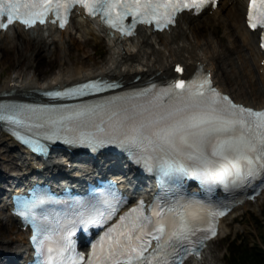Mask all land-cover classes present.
<instances>
[{"label": "snow or ice", "instance_id": "obj_1", "mask_svg": "<svg viewBox=\"0 0 264 264\" xmlns=\"http://www.w3.org/2000/svg\"><path fill=\"white\" fill-rule=\"evenodd\" d=\"M74 3L82 4L92 15L99 13L106 24L118 28L122 34H131L137 22H155L161 28L178 10L194 8L199 12L207 0H0V28H7L15 20L25 26L37 21L43 23L49 13L63 27ZM129 16L130 23L125 20ZM247 18L252 28L264 26V0H249ZM261 43L264 44V38ZM177 69L183 71L179 65ZM115 86L89 81L48 95L75 96ZM148 94V90H143L133 95ZM121 99L112 97L103 105L112 107L109 127H103L101 121L100 127L81 131L69 142L93 146L118 144L138 163L177 182L198 176L205 184L220 180L239 185L257 175L264 176V110L235 103L231 97L218 92L212 87L210 74L189 81L174 80L142 104L120 108L114 102ZM74 107L76 110L66 115L55 118L45 115L44 119L60 128L64 121L85 117L102 105ZM0 118L18 125L33 123L15 114ZM101 132L103 137L98 135ZM17 135L37 150H43L40 141ZM48 138L64 137L52 133ZM43 202L42 198L21 199L18 211L26 218H34L35 209ZM226 210L209 207L194 198H174L171 203L158 200L147 213L141 201L92 242L87 257L75 249L70 239L74 225L62 233H53L33 219L36 233L33 240L38 255L43 257L39 264H182L183 257L190 253L199 255L197 245L202 246L205 239L215 234L216 217ZM115 214L116 206H109L105 212H97L95 219L83 223H105ZM153 239L155 248L151 247Z\"/></svg>", "mask_w": 264, "mask_h": 264}, {"label": "bare ground", "instance_id": "obj_2", "mask_svg": "<svg viewBox=\"0 0 264 264\" xmlns=\"http://www.w3.org/2000/svg\"><path fill=\"white\" fill-rule=\"evenodd\" d=\"M246 7V0H220L218 7L215 10L212 9V14L209 12L210 9L199 15H193L191 11L183 12L178 16L176 25L170 26L169 29L152 31L151 28L143 26L136 36L130 38L109 36L98 21L84 16L81 11H76L74 17L80 31H83L85 35H91L95 40L101 37V33H104V37L108 38L107 60L100 67L84 66L85 58L88 56L86 46L90 42L88 36H84L82 39L73 38L69 42L70 50L72 46H76L78 49V54L73 55L70 52H65L67 49L64 44L65 35L61 29L52 25L43 26V28L34 26L29 29H25L21 25H14L6 31H0V64L8 52L12 51V46L9 44L17 46V50L23 55L24 61H19L18 65L13 67L12 71L5 75L0 82V99L11 96L30 99L38 96L37 89L51 88L56 85L64 86L99 75L108 76L111 79L119 78L125 85L123 87H136L146 84L149 80H169L177 76V73L174 72V65L182 62L186 65L184 77L193 74L197 69L199 71L201 68L212 69L216 83L221 89L235 93L237 100L244 101L255 108H262L264 106V94L260 96V93L264 91V64L262 65L260 60L264 59V53L259 48V32L249 30L245 20L243 24L237 25L240 29L231 28V19L234 16L238 17L241 10L244 11L245 16ZM200 16L206 19L204 25L206 23L205 27H210L211 36L200 35L199 28L202 27L203 23L198 22L196 24L193 22ZM221 23L225 27V35L219 34L218 26ZM255 35H257V39ZM156 43H161L162 47H156ZM52 45L54 52L60 49L58 55L61 66L51 78L42 80L43 74L36 61L43 60L45 63L51 64L52 61L49 56L43 51ZM245 47L247 48L246 52H240L238 57L234 56L233 52ZM33 51H36L35 56L29 57ZM72 62H81V65L76 66V68L72 67L73 69L67 68L69 69L67 70L64 64ZM260 69H263L262 72ZM226 75L234 79L233 90H230L226 85V81H228ZM137 76L139 79L135 80ZM4 93H10V95H4ZM252 95L260 96V99L258 101L249 99ZM2 144H5L19 156L16 158L15 154L11 159H7L6 150L5 154L0 150V160L2 159L0 164L5 168L4 171L0 170V175L2 172L14 169L15 163L17 166H20V163L23 167L21 171L15 172L17 175H20L23 170L34 169V160L28 150L21 148V145L13 137L0 129V145ZM67 152L69 154L70 151ZM64 160L67 159H55L43 163H46L48 170H63L65 169L64 164L62 165ZM100 162L101 160L94 162L93 165L100 167ZM110 162L106 160L104 164ZM83 174L85 175L84 171ZM3 180L6 182L5 179ZM4 192L1 189L0 194ZM263 195L264 191L260 197L262 198ZM260 197L256 202L246 200V203L239 206L238 209L242 206H245L243 209H247L250 205H256ZM0 210L1 216L6 218L9 224V227L2 232L4 237L0 235V243L3 245L0 248V253L11 258H17L27 250V233L24 230H18L19 236H12L15 229H20L18 227L20 223L10 222L16 218L11 215L9 208L7 210L1 208ZM228 217L227 215L222 218L218 237L221 236L224 221L229 219ZM231 218L235 220L234 216ZM0 220H2L1 217ZM25 258L26 255H21V259H18L15 264L20 261L23 263ZM217 258L218 255L214 253V249L208 245L201 257L192 259L189 264H219ZM0 264H6L1 257Z\"/></svg>", "mask_w": 264, "mask_h": 264}, {"label": "rangeland", "instance_id": "obj_3", "mask_svg": "<svg viewBox=\"0 0 264 264\" xmlns=\"http://www.w3.org/2000/svg\"><path fill=\"white\" fill-rule=\"evenodd\" d=\"M210 14L212 13L210 12ZM205 21L206 19L203 16H200L197 19H195L193 22H195L196 24L198 22L203 23L202 27L199 28L201 36H205V35L211 36L212 34L210 31V27H205L206 23L204 25ZM243 22H244V13H243V10H241L239 11L238 17L234 16V18L231 19V24H232L231 28L234 30H238L240 28L237 25L243 24ZM62 31H64L63 32L65 35L64 44H65V47L67 48L65 52H70L73 55L78 54V49L76 48V46H72L70 50L68 47L69 42L73 38L82 39L84 36H88L90 38V42L86 46V53L88 56L85 58L84 66L100 67L106 62L107 55H108V51L106 50H109L108 39L101 37V39L97 38L95 40L91 37V35H85L83 31L79 30L76 20H73L69 24L68 28ZM218 31L221 35H225V27L223 26L222 23L220 26H218ZM9 45L12 46V51L8 52V54L6 53L7 55L4 61L0 64V82L3 80L5 75H7L8 73L12 71L13 67H16L18 65L19 61H24V57L18 52L17 46H13V44H9ZM156 47L158 48L162 47L161 43H156ZM59 50L54 52V46L52 45L47 50L43 51V53H46L49 56L50 60L52 61L51 64L45 63L43 60L36 61L38 68L42 71V74H43L42 80L51 78L54 75V73L58 71V68L61 66V61H59V55H58ZM246 51H247V48L245 47L241 50H238L237 52L236 51L233 52V54L234 56L238 57V54H240V52L243 53ZM35 53L36 51L31 52V54H29V57H34ZM80 65H81V62H72L70 64H64V67L66 69L67 68L73 69V68H76V66H80ZM30 71L32 73V68L30 69ZM226 77L228 79V81H226L227 87L230 90H233V86L235 85L234 79H232L228 75H226ZM241 78L244 79L242 76ZM259 83H260V79H259ZM262 94H264V91L260 93V96H262ZM260 96L252 95L249 97V99H252V100L256 99L258 101L260 99ZM0 149L2 151L6 150L7 159H11L13 157L14 152L10 150L9 147H7L5 144L0 145ZM0 169L2 171L5 170L4 166H2L1 164H0ZM6 175H7L6 173H3L0 176V190L2 189L1 180L3 179V176H6ZM232 215H237L239 217V220L234 221L232 220V218L227 219L224 222V227L221 233V237L215 240H212L210 242L211 247L214 249V253L218 255L217 260L219 264H230L228 262L229 256H228V250L226 246L228 245V240H230V238H232L235 235L239 238H243L244 242L247 241L252 244H258L261 247L264 246V243L262 241V237H264V195H263V198H260V201H258L256 205H251L247 207V209H243V208L238 209ZM8 227L9 226L8 224H6L5 221L0 220V235L1 236L4 237V234L2 232ZM18 230L19 229H15L14 232L12 233V236L14 237L19 236ZM1 247H3V245L0 243V248Z\"/></svg>", "mask_w": 264, "mask_h": 264}, {"label": "trees", "instance_id": "obj_4", "mask_svg": "<svg viewBox=\"0 0 264 264\" xmlns=\"http://www.w3.org/2000/svg\"><path fill=\"white\" fill-rule=\"evenodd\" d=\"M228 249L230 264H264V246L245 241L228 244Z\"/></svg>", "mask_w": 264, "mask_h": 264}]
</instances>
